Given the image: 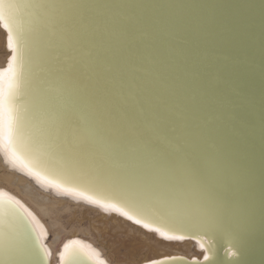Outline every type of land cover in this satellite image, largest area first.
<instances>
[{
    "label": "snow or ice",
    "instance_id": "1",
    "mask_svg": "<svg viewBox=\"0 0 264 264\" xmlns=\"http://www.w3.org/2000/svg\"><path fill=\"white\" fill-rule=\"evenodd\" d=\"M151 7L0 0L14 53L0 73V145L38 178L112 201L146 228L161 225L166 239L191 228L227 233L242 258L257 233L264 245V94L257 167L237 133L242 106L198 45L162 42L152 17L125 12ZM33 220L0 192V264H42L48 250ZM91 256L73 240L62 259Z\"/></svg>",
    "mask_w": 264,
    "mask_h": 264
},
{
    "label": "water",
    "instance_id": "2",
    "mask_svg": "<svg viewBox=\"0 0 264 264\" xmlns=\"http://www.w3.org/2000/svg\"><path fill=\"white\" fill-rule=\"evenodd\" d=\"M30 2L41 5L77 3L155 5L156 7L125 12L129 15L152 17L161 29L162 42L178 47L191 46L193 42L198 45L201 60L213 66V80L242 106L243 119L238 122L237 133L246 143L258 167L261 95L264 94V0H30ZM1 26L7 32L2 23ZM46 39V35L39 37L40 42ZM6 40L9 47L8 32ZM8 51L12 53L2 69L3 72H6L14 54L12 49ZM159 227L161 225L152 226L155 229ZM180 235L185 236L183 240H191L199 245L197 249L199 257L173 255L141 264H152L153 261H167V264L197 262L233 264L234 261H241V264H264V245L259 233L242 258L238 254L233 255L236 249L228 243L230 236L227 233H212L198 228L173 233V237ZM73 240H68L61 246L55 264H64L62 259L64 246ZM39 243L48 250L40 235ZM42 264H51L49 250L43 255ZM87 264H101V261L91 257Z\"/></svg>",
    "mask_w": 264,
    "mask_h": 264
},
{
    "label": "bare ground",
    "instance_id": "3",
    "mask_svg": "<svg viewBox=\"0 0 264 264\" xmlns=\"http://www.w3.org/2000/svg\"><path fill=\"white\" fill-rule=\"evenodd\" d=\"M1 24V23H0ZM1 27V26H0ZM5 32V46L6 51H8L9 47H7V32ZM11 51H8V57L3 66L5 67L8 58L11 55ZM0 73H4L0 70ZM0 163L1 168L4 171V174L0 177V184H6L8 187L12 188L13 191L9 188H5L0 186V192H4L14 197L16 200L20 201L21 204L25 206L31 212L34 217L33 223L38 234L45 241V244L48 247V250L51 252V264H55L56 256L61 246L66 243L68 240L74 239L79 240L83 245H85L88 250L92 253V258L95 260H100L104 264H111L108 260L107 255L103 251V249L86 238L80 237H63L60 232L57 235H54L52 240H47V236L51 229L57 233V227L59 226L58 221L60 219V215L67 212H77L85 211V212H94L98 214V216H103L106 218H116L127 227H132L135 229H139L141 233L140 237L137 238L134 235L132 238H129L126 243V254L125 256H135L141 251H149L151 254L156 255V253H160L158 256H153L150 259H145L143 262H148L153 259H158L166 256H184L186 258L199 257L197 249H199V245L191 240H178L174 236L173 239H166L160 235L159 231H156L155 228H146L143 223H137L135 219L130 220L128 216L124 215L122 212L117 211L114 207L110 205L112 202H103V203H93L91 200L86 198L83 195L78 193L66 191L61 187H54L52 184L48 182L47 179L38 178L33 172L29 171V169L25 168L21 163L16 161L9 153L5 146L0 145ZM33 204L36 210L29 204ZM52 212L56 213V219L53 225H47L43 220L42 215H49ZM108 222V221H107ZM55 227V228H53ZM92 231H95V227H92ZM145 231L149 234L155 235L157 238L144 235L141 232ZM78 232V231H76ZM83 236L90 235L89 229H83L81 231ZM51 236V235H50ZM160 239L162 241H167V245L157 240ZM153 241V242H152ZM172 241H179V245L185 250L179 249L172 250L170 252H162L158 251L161 246H164V249H173L176 244L170 243ZM186 241V242H185ZM181 242V244H180ZM175 243V242H174ZM194 250V251H193ZM138 263V264H141Z\"/></svg>",
    "mask_w": 264,
    "mask_h": 264
},
{
    "label": "rangeland",
    "instance_id": "4",
    "mask_svg": "<svg viewBox=\"0 0 264 264\" xmlns=\"http://www.w3.org/2000/svg\"><path fill=\"white\" fill-rule=\"evenodd\" d=\"M1 26V24H0ZM5 32L0 27V70L3 69V66L6 62V59L8 57V51H6L5 46ZM1 165V163H0ZM4 169V168H3ZM0 166V177L2 174H4V171ZM0 186H3L5 188H9L13 191L12 188L8 187L6 184H0ZM35 210V206L31 203H29ZM37 211V210H36ZM43 216V220L48 225H53L56 219V213L52 212L51 214ZM103 216H98V214L94 212H85V211H79L77 212H67L62 215H60V219L58 221L59 226L57 227V233L51 229V232L48 233L47 240H52L54 238V235H57L59 232L63 237H82L91 240L92 242H95V244L103 249L105 254L108 257V260L111 262V264H138L143 262L145 259H150L153 256H158L160 253H156V255L151 254L149 251H141L140 253L136 254L135 256H125L126 254V243L129 241V238H132L134 235L135 237L139 238L141 233L139 229H135L132 227H127L125 224L120 222L116 218H102ZM108 221V222H107ZM92 227H95V231H92ZM55 228V227H53ZM83 229H89L90 235L83 236L81 234V231ZM78 231V232H76ZM144 235H148L154 238H157L155 235L149 234L145 231H142ZM51 235V236H50ZM139 236V237H138ZM167 245V241H162L160 239H157ZM187 241V240H186ZM185 241V242H186ZM153 242V241H152ZM175 242V243H174ZM173 246V249H164V246H161L158 251H164V252H170L172 250H179L186 248H183L181 245H179V241H172L170 243L176 244ZM181 244V242H180ZM187 250V249H186ZM194 251V250H193Z\"/></svg>",
    "mask_w": 264,
    "mask_h": 264
}]
</instances>
